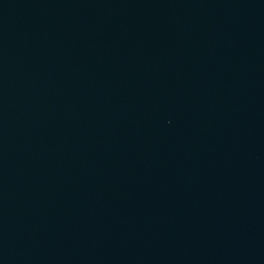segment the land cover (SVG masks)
<instances>
[{
	"label": "water",
	"instance_id": "obj_1",
	"mask_svg": "<svg viewBox=\"0 0 264 264\" xmlns=\"http://www.w3.org/2000/svg\"><path fill=\"white\" fill-rule=\"evenodd\" d=\"M0 264H264V0H0Z\"/></svg>",
	"mask_w": 264,
	"mask_h": 264
}]
</instances>
